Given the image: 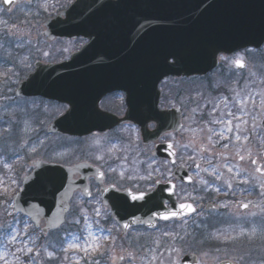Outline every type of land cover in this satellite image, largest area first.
I'll return each instance as SVG.
<instances>
[{
    "label": "water",
    "instance_id": "1",
    "mask_svg": "<svg viewBox=\"0 0 264 264\" xmlns=\"http://www.w3.org/2000/svg\"><path fill=\"white\" fill-rule=\"evenodd\" d=\"M3 3L10 11L15 1ZM63 16L65 19L60 17L47 25L50 39L85 35L91 27L101 29L103 41L100 45L92 42L67 64H37L35 73L19 85L17 92L22 99L40 97L70 107L72 115L66 113L56 120L47 131L50 135L84 137L131 121L140 128L143 143L149 145L162 134L180 129L178 111L169 115L158 110L163 80L205 76L217 67L220 55L264 44V0H79ZM93 50L107 51L109 56L103 57L101 68L88 70L86 58ZM113 58L115 63H111ZM114 90L128 94L126 118L88 120V109L98 102L90 93L105 95ZM153 122L157 129L150 132L148 125ZM154 156L175 162V153L168 145L158 146ZM33 164L38 166L23 180L14 212L24 216L21 209H27L33 224L38 220L39 228L43 223L42 229L54 232L65 224L68 214L61 211V201L70 205L78 190L89 196L85 189L88 191L87 179L93 169L86 164ZM74 176L81 180L74 181ZM174 177L190 181L184 169L177 170ZM130 194L102 191L104 204L124 233L131 227L151 228L155 221L184 216L161 218L170 211L187 212L180 209L173 190L167 187L159 186L143 201H133ZM166 204L171 205L169 210ZM124 224L129 227L124 228ZM182 264H198L197 258L189 256Z\"/></svg>",
    "mask_w": 264,
    "mask_h": 264
},
{
    "label": "flooded vegetation",
    "instance_id": "2",
    "mask_svg": "<svg viewBox=\"0 0 264 264\" xmlns=\"http://www.w3.org/2000/svg\"><path fill=\"white\" fill-rule=\"evenodd\" d=\"M14 1L15 4L10 11L6 12L7 10L4 9L3 0H0V8L3 9L6 14L10 15L14 12V10H16L20 2H22L23 0ZM76 1L77 0H74V2L71 4H68V2H66L57 12L45 16L43 14L42 7L38 9L34 5L31 6L32 0H25L26 6H29L28 8H26V11L28 12L26 15L28 17H22L19 20L13 21L12 23L22 25L20 29L21 32H26L27 26L35 27V25H37L40 27L41 32L39 29H37L36 31L40 32V37L48 44L55 45L65 43L73 46V48L71 47L72 49L65 55V59L61 61H35L33 67L29 70L30 72L27 71L25 73V76L22 79L23 82L26 81L30 75L35 73L37 64L48 66L70 62L75 57L79 56V54L83 52V49L90 47L92 42L98 41V45H100L103 41L101 29H98L97 31L92 29L91 27L87 30V34L74 36L70 39L49 38V36L47 35V33L49 32L47 25L55 21L59 16H61L64 11L72 8L76 4ZM113 1L116 2L117 0ZM62 19L65 18L62 17ZM35 48H38V45H36ZM108 56L109 53L107 51H89L86 58L87 63L90 66L88 70L101 68L103 65V57L106 58ZM221 56L227 57V59L221 60ZM221 56L218 60V67L206 76L191 79L170 77L161 82L159 86L161 97L159 102V112L172 115L170 113L178 111L175 113H178V115L180 116L181 127L179 132L172 131L169 133H165L161 135L160 140L157 143L149 146H144L140 139V130L135 127L131 123V121H129L128 123L106 133H94L83 139H74L78 142L86 141L89 144V141H92L94 135L106 137V140L110 141V143L103 144L102 146L101 154L104 156V158L106 157V155L110 157L116 155V151L123 152V148L125 147L122 148L119 144L116 143L118 141V130H126L127 132H129V138L127 141L128 144L131 142H135L136 145H138V148L142 149V151H151V156L157 144L173 145V149L176 152V162L171 163L160 161L164 162L167 166L163 179L155 180L153 183L148 182L136 187L127 185V177L135 175L129 172H124L126 166H123V170L120 169L117 171L116 168L118 167V164H112L109 169H106L93 160L85 162L94 167V169L91 170L92 174L87 179V183L91 193L90 198L88 199V203H93L95 201L97 203L99 202L101 207L107 213V216L111 217L110 210L104 205L102 191H98V189L102 187L111 189L114 188L115 190L120 192L130 191L137 194L141 192L149 194L157 189L159 183L163 185H173L177 202L179 204L190 203L195 209L194 212H192L190 215H187L181 220L171 221L168 223L158 222L154 229H147L146 227L131 228L126 233V235H122L123 238H126L127 236L131 235L132 233H136L137 231H141L147 234L143 237L145 244L148 243L151 245H155V243H153V241H155V234L152 235V233H155L157 230H162L164 225H168V228L172 230L173 233H178L180 236H184L185 231H187L189 234H195L197 240H202L206 235L215 233L217 232V230L226 234L230 233L232 236H236L240 232L241 228H243L245 232H247L252 229L254 223L259 221L261 215L260 213H257V216L249 215V213L252 212L251 206H249L247 210H244L242 209V207H240L241 203H247L249 201L259 202L262 199V197L260 196L261 189L259 187V184L256 183L254 179H249L248 184H241L238 181L240 179L249 177H260V179H264V176H262L260 173L255 172V168L257 167V165L251 164V159L254 158L257 159L258 165H264V122H257L260 126L255 130V132L252 131L251 121L248 125L244 126L248 128V132L241 133V135L243 136L247 134V141L241 140L240 142H235L233 139L228 149H223L220 146L223 143H228L229 141L227 140H221L215 145V153H225L229 155L230 157H232L229 162L233 164L238 163L240 168L247 170V175L242 174L237 178L236 181H233L234 190H229L222 181H214V178L209 176L207 173L201 172L200 176L197 177L193 161L188 159L190 155L197 156V153L193 151L194 148H199L200 145L208 144L207 137L209 133L207 129L209 126L208 121L211 119L208 113L212 111V105L208 104L207 107H203L206 101L214 100L216 102H219V99L221 97H228L231 100L236 92H240L245 98H247V96L245 95L246 93H251L252 96L255 97L257 102H259L260 97L256 94L264 90V44L261 47L239 49L231 54ZM236 59H242L244 61L245 67L240 68L232 63V61ZM115 62L116 61L114 58L111 59V63ZM90 96H93L94 99L97 98L96 100L98 102L97 104H94L90 109H88V120H104V116H109L120 120H124L126 118L129 109L127 105L128 94L125 91L114 90L112 92H108L105 95L100 92L95 94L90 93ZM26 101L33 100L26 99ZM34 101L50 103L42 99ZM52 104L62 108L63 111L59 114V116L67 113L65 109L70 110V107L68 105H60L57 103ZM198 106H201L202 111H198L193 114L191 110ZM220 111H227L223 104H220V108L217 109V115ZM245 119H247V117H245ZM235 123L237 122L233 121V125H235ZM212 127H214L217 131L224 130L225 136L234 137V133H228L224 128V125H212ZM156 129L157 125L155 122L148 125L149 131L153 132ZM212 140L213 142H215L217 140V137L213 136ZM123 142L124 140H122V143ZM88 144H86L87 148H89ZM185 144L189 145L187 149L181 147V145ZM233 144H235L237 147H240L241 154L245 155L246 157L244 161H238V158L234 156L236 147H233ZM112 145H115L116 147L111 152H109L108 149L111 148ZM249 150L251 151V157L248 156ZM217 159L221 165L225 163V161L219 159V157H217ZM196 162L201 163L202 167L207 166L199 160L198 156ZM127 165L130 166V164ZM180 167L187 171L189 177H192L191 182H180L174 178L175 171ZM110 169H116V171L112 172L110 171ZM220 170L224 173V178L226 179H231V177L234 175V173H228L226 168L222 167ZM122 171L124 174V178H121L120 175ZM101 172L105 174L103 178H101L99 175V173ZM201 177L209 180L213 185V187L210 188L207 192L201 191L202 186L200 185V183H198V180ZM80 179V176H75L73 178L74 181H78ZM253 184H255V187H253ZM215 187H220L222 190L220 192H216L214 190ZM77 195L83 197L82 193L80 192L75 194V196ZM217 204H227L229 205V207H213V205ZM166 207L169 208V204H166ZM262 207H264V205H262ZM185 219L188 221V224L184 228H181V224ZM171 225L175 227L173 228ZM164 229L166 230V228ZM240 239H242V237L231 242L211 239L205 240L203 244H200L194 243L192 241L191 235H189L185 237L186 242L181 245H184L191 252H198L201 250L217 251V249L227 250L234 249L241 245L242 241H240ZM138 244L142 245V242L139 240ZM123 250L124 252L122 254L113 255V258L116 259L121 255L125 256V259L123 261L118 259V262H116L115 264H126V262H129L127 258V252H132L133 250H131L130 248H124ZM190 254H195L199 257L198 253ZM137 262H139V258Z\"/></svg>",
    "mask_w": 264,
    "mask_h": 264
},
{
    "label": "rangeland",
    "instance_id": "3",
    "mask_svg": "<svg viewBox=\"0 0 264 264\" xmlns=\"http://www.w3.org/2000/svg\"><path fill=\"white\" fill-rule=\"evenodd\" d=\"M66 2L67 0H46L48 10L45 11L42 7L43 14L48 16L57 12ZM44 3L45 0H32L31 6L34 5L40 9L41 5ZM28 7L29 6H26L25 0H23L20 2L16 10H14V12L10 15L6 14L4 11H0V22H6L0 23V45H3V47L0 48V73H4L8 69L19 73L18 79L14 78L15 82L10 85L14 92L16 91L18 84L25 76V73L30 69L25 70L14 67L13 59H18L21 56L28 55L33 67L34 62L38 60L43 62L61 61L65 59V55L73 48V46L65 43L55 45L48 44L40 37L41 30L37 25H35V27L27 26V31L21 32L20 29L22 25L12 22L19 20L22 17L27 18L28 16L26 14L28 12L26 11V8ZM37 29H39L40 32L36 31ZM14 30H19L17 32V36L23 40V48L17 47L18 41L15 36L4 35L5 32L11 33ZM36 45H38V48H35ZM43 52H48L49 55L44 56ZM3 79V76H0V82H2ZM3 94L12 96L13 93L7 92L6 89H4ZM32 102L35 101H28L29 109H32ZM9 103V101L0 100V115L4 114V106ZM35 104L37 107L31 112V126L36 129V132L29 133L28 135L33 140L37 138L45 140V145L43 147H38V154H29L25 150L19 149L18 155H14V150L17 148L16 143L9 140L6 147L4 138H0V140H2L0 142V161H5L12 165L11 170H9L3 166V163H0V181H2V186H0V223L7 225L13 220L14 216H18L14 214L13 205L8 203V201L13 195L21 190L23 179L31 174L33 170V168L30 167L31 162L44 160L47 162L70 166L79 162L93 160L106 169H109L112 164H118V167L116 168L117 171L120 169L123 170V166H126L124 172H129L135 175L132 176L134 179H127V185L135 187L148 182L153 183L155 180L163 179L167 169L166 164L153 159L151 151H142V149L138 148V145H136L135 142L128 144L127 141L129 138V132L126 130H118V141L116 142L120 145V147H125L126 149L123 148V152L116 151V155L112 157L106 155L103 160H97L95 159V156L102 155V147L90 146L91 141H89L90 143L88 144L86 141L78 142L59 136L47 135V128L63 111L61 107L46 102H35ZM3 126V123L0 122V127ZM122 140H124L123 143ZM106 143H110V141L106 139L101 141L102 146ZM86 144H88L89 148L86 147ZM53 149L57 152L66 154L63 156H57L55 161H51L50 158L53 154ZM127 164H130V166ZM149 165H151V167H149ZM149 173H151L150 177L148 175ZM140 177H144V179H140ZM13 180L16 181V184L11 183ZM4 188L8 189L6 195L4 193ZM77 206L87 209L86 214L89 217L88 223L92 224L91 230L97 236L109 237L107 241H104L105 249H107L106 254L104 257H99L97 254L86 255L82 251L77 252L69 250L67 253L57 251V259L53 262V264H86V261H91L94 258L100 259L101 264H105V261L107 264H113V255L122 254L124 252V248H130L133 250L132 252L136 254V259L132 261L131 264H146V260L150 259V251L153 249H155L157 254L163 253L164 264H169L168 258H170L171 264H180L183 256L188 253H198L201 264H217L222 260H233L235 257L240 255H243L244 259L239 261V264H264V238L261 236L258 225L256 235L249 240L247 233H249L251 229L245 232V236L240 239V241H242L241 245L234 249L220 251L201 250L198 252H191L184 245H181L185 243L186 240L184 239L181 241L175 235L176 233H173V231L168 228V225H164L162 230H157L155 233H152V235L155 234V241H153L155 245L148 243L145 244L143 237L147 234L141 231H137L136 233H132L126 238H123L121 236L120 229L109 219V216H107V213L101 207L99 202L97 203L95 201L93 203H88L85 202L83 197L77 195L72 202V207L76 208ZM250 206L252 212L260 213L259 208H255L252 205ZM95 208H100L101 210V215L99 217L95 216L93 211ZM8 213H12V215H8ZM70 219L71 214L68 216L65 226L59 232L49 235L53 239L58 237L62 241V243L56 244L57 250L61 247H67V245L72 242V236L70 234H78L81 236L87 235L86 231H82L85 229V222L82 217L79 225L69 223L68 221ZM96 221L99 223L97 224ZM171 226L173 228L175 227L173 225ZM164 228H166V230ZM101 229H103V231H101ZM29 231H32V229L30 228ZM35 231L39 232V230ZM165 232L169 233V235H163ZM139 240L142 242V245L138 244ZM40 242H44L43 237ZM48 250L52 251L53 249L52 247H49ZM205 253H207V255H205ZM64 255H67L69 259L64 260ZM138 258L139 262H137ZM116 262H118V258L115 259V263ZM126 264H130V262H126ZM152 264H157V261L153 260Z\"/></svg>",
    "mask_w": 264,
    "mask_h": 264
},
{
    "label": "snow or ice",
    "instance_id": "4",
    "mask_svg": "<svg viewBox=\"0 0 264 264\" xmlns=\"http://www.w3.org/2000/svg\"><path fill=\"white\" fill-rule=\"evenodd\" d=\"M5 3H11V0H4ZM68 4H71L74 2V0H67ZM41 7L44 8L45 11L48 10V4L45 3L41 5ZM0 11H4L3 9H0ZM0 23H6V22H0ZM19 30H14L11 33L5 32V36H15L18 43V48H23V40L20 39L19 36H17V32ZM3 45H0V48H2ZM66 51V49H65ZM44 56H48V52H43ZM221 60H226L227 57L221 56ZM237 67L243 68L245 67L244 61L242 59H236L232 61ZM13 66L19 69H31L32 64L30 62V58L28 55L21 56L18 59H13ZM0 76H3V81L0 82V100L9 101L10 103L8 105H5V112L3 115H0V122L3 123V127H0V138H4L5 140V146L7 147L8 141L11 140L13 143H16L17 148L14 150V155H18V150L23 149L29 154H38V147H43L45 145V140L41 139H35L33 140L28 134L36 132V129L31 126V112L34 110L37 105L35 102H32V109H29L28 107V101L21 99L19 92H14L12 87L10 86L12 83L15 82V79H18L19 73L14 72L11 69H8L4 73H0ZM34 79V78H33ZM6 89L7 92H12V96H8L6 94H3V90ZM247 98L242 96L240 92H236L235 95L230 100L228 97H221L219 99V102H216L214 100H208L205 102L203 107H207L208 104L212 105V111L208 113V115L211 117V119L208 121V144L207 145H200L199 148H194L193 151L197 153V156L199 160L206 164V167H202L201 163L196 162L197 156L190 155L188 157L189 160L193 161L194 168L196 170V176L199 177L201 172L207 173L209 176L214 178V181H222L223 184L227 186L229 190H234V183L233 181H236L238 177H240L242 174L247 175V170L240 168L239 164H233L229 162L232 157L225 153H215L214 148L217 143L221 140H227L228 143H223L220 145L223 149H228L230 146V143L233 141L240 142L241 140L247 141L248 135H241V133H247L248 128L244 127L249 124L251 121V128L252 131L255 132V130L260 126L257 122L261 121L264 122V90L257 93L256 95L260 97L259 102L255 99V97L252 96L251 93L245 94ZM220 104H223L225 109L227 111H220L217 115V109L220 108ZM67 111L68 116L72 115V112L68 109H65ZM192 113L195 114L198 111H202L201 106H198L196 108H193ZM247 117V119H245ZM67 118V117H66ZM233 121H236L235 125H233ZM212 125H224V128L228 133H234V137L232 136H225L224 130L217 131ZM216 136L217 140L213 142L212 137ZM107 139L106 137L97 136L94 135L91 141L90 146H99L102 147L101 141ZM22 141V142H18ZM233 147H236V151L234 153V156L238 158V161H244L245 155L241 154L240 147H237L235 144L232 145ZM116 146L112 145L111 148L108 149L109 152H111ZM169 148H172L173 145H168ZM184 149H187L189 145H181ZM242 147V146H241ZM66 153L57 152L55 149H53V154L51 156V161H55L57 156H63ZM248 156L251 157V151H248ZM217 157L219 159H222L225 161L223 165H221L218 162ZM95 159L97 160H103V155H96ZM0 163H3V166L5 168H8L11 170L12 165L8 164L5 161H0ZM252 165H257L255 168L256 173H260L262 176H264V165H258L257 159H251ZM38 165L33 164L30 167H37ZM151 167V165H149ZM226 168L228 173H234V175L231 177V179L224 178V173L220 170L221 168ZM110 171L115 172L116 169H110ZM100 177H104V173H99ZM121 178H124L123 172H121ZM149 177L151 176V173L148 174ZM127 179H134L132 176H128ZM140 179H144V177H140ZM192 177H189V180H191ZM249 179H254L256 183L259 184V187L261 189L260 196L262 199L259 202H253L249 201L247 203H241L240 207H243L245 209L249 208L250 205H252L255 208H259L260 210V219L258 222L253 224V227L248 235V239L251 240L257 233V225L260 228L261 236L264 238V179H260V177H249L245 179H240L238 182L241 184H248ZM12 184H16V181L13 180L11 182ZM158 183V181H157ZM198 183H200L201 191H209L210 188L213 187L212 183H210L209 180L200 178L198 180ZM0 186H2V181H0ZM253 187H255V184H253ZM105 189L100 188L98 191H104ZM214 190L216 192H220L222 189L220 187H215ZM8 189L4 188L5 195L7 194ZM85 192L90 196L91 193L85 189ZM131 199L133 201L141 200L143 201L146 195H149L148 193L141 192L138 195L130 194ZM195 199V198H193ZM19 202L18 194L13 195L12 198L8 201V203L15 206ZM31 207V205H29ZM181 210L187 209V212L185 213H178L176 211H170L168 213L163 214L161 217L164 220H168L170 217H179L181 215H187L188 212H194L195 209L193 208V205L190 203H181L179 205ZM213 207H229L227 204H217L213 205ZM24 216L23 218L14 216L13 220L9 222L7 225L0 223V247L4 248L5 250L8 249V247L15 246V252L11 253L12 256L15 258L16 264H53V262L57 259V251L67 253L69 250L73 251H82L86 255H92L97 254L99 257H104L106 254L105 244L104 241H107L109 237H99L97 236L91 229L92 224L88 223L89 217L87 216L86 212L87 209L80 208L77 206L76 208H73L69 205L66 201H61V211L63 213H70L71 219L68 221L71 224L79 225L81 223V217L83 218L85 222V229L82 231H86V236H81L78 234H70L72 236V242L67 245V247H61L57 250L56 244L62 243V241L57 237L53 239L49 236V233L45 231L44 229H40L39 232L35 231V229L39 228V221L37 220L36 223L33 225L31 223L32 219V213L28 211L27 209H21ZM95 216L99 217L101 215L100 208H95L94 210ZM202 214V213H201ZM8 215H12V213H8ZM251 216H256V212L249 213ZM98 224L99 222L96 221ZM188 224V221L185 219L183 220V223L181 224V228H184ZM154 226V225H153ZM124 228H128V224L123 225ZM32 229V231H29V229ZM103 231V229H101ZM110 231V230H109ZM245 230L243 228L240 229V232L236 236H232L230 233H223L217 230L215 233H211L209 235H206L204 239L197 240L195 237V234H189L187 231H185L184 236H180L178 233L175 235L183 241L186 236L191 235L192 241L194 243H200L203 244L205 240H222L224 242H231L239 239L240 237L245 236ZM163 235L167 236L169 233L165 232ZM42 236L44 238V242H40L42 239ZM49 247H52V251H49ZM217 251H220V249H217ZM207 255V253H205ZM127 258L131 264L132 261L136 259V254H134L131 251L127 252ZM0 259H3V256H0ZM64 260H68L69 257L67 255H64ZM115 259L112 258L113 264H115ZM119 260L123 261L125 259L124 255H121L118 257ZM169 264H171L170 258ZM244 259L243 255H240L238 257H235L233 260L229 261L228 264H239V261H242ZM157 261V264H164V257L163 253H156L155 249L151 250L150 259L146 260V264H152V261ZM7 264V261H6ZM86 264H101V260L98 258H94L91 261H86ZM105 264L107 262L105 261Z\"/></svg>",
    "mask_w": 264,
    "mask_h": 264
},
{
    "label": "trees",
    "instance_id": "5",
    "mask_svg": "<svg viewBox=\"0 0 264 264\" xmlns=\"http://www.w3.org/2000/svg\"><path fill=\"white\" fill-rule=\"evenodd\" d=\"M1 141L2 140H0V142ZM13 252H15V246L10 245L7 250L0 247V256H3V259H0V264H6V261H7V264H16L15 258L11 254Z\"/></svg>",
    "mask_w": 264,
    "mask_h": 264
}]
</instances>
